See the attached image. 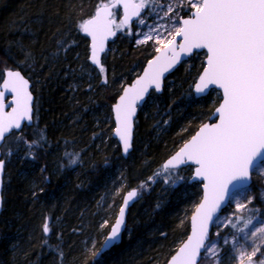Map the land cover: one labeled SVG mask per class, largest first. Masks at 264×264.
I'll return each mask as SVG.
<instances>
[{
  "label": "trees",
  "instance_id": "1",
  "mask_svg": "<svg viewBox=\"0 0 264 264\" xmlns=\"http://www.w3.org/2000/svg\"><path fill=\"white\" fill-rule=\"evenodd\" d=\"M110 1L0 0V83L5 69H19L36 97L34 125L23 128L21 139L8 137L2 150L0 264H165L189 234L200 184L189 182L192 167L170 170L169 177L162 165L210 118L221 95L195 97L204 53L195 54L139 109L125 159L112 137L111 107L156 51L120 33L103 58L104 71L90 64L89 41L78 26ZM261 180L253 173L251 210L226 233L264 219ZM134 188L139 197L122 242L101 253L124 194Z\"/></svg>",
  "mask_w": 264,
  "mask_h": 264
},
{
  "label": "snow or ice",
  "instance_id": "2",
  "mask_svg": "<svg viewBox=\"0 0 264 264\" xmlns=\"http://www.w3.org/2000/svg\"><path fill=\"white\" fill-rule=\"evenodd\" d=\"M151 3L152 0H115L98 4L92 17L83 20L78 26L91 37L90 58L93 63L100 64L99 53L104 51L107 39L115 36L114 29L128 25L132 17H139L141 11ZM185 4L192 10L190 18H180V26L172 29L160 24L153 28L155 36L149 33L141 41L154 39L156 44L161 45L155 49L159 55L149 61L143 77L132 87L124 89L114 106L118 123L115 132L123 142V151L127 153L131 147L136 102L143 99L150 87L161 90L164 73L180 62L182 54L190 56L194 50H206V66L195 85V91L204 93L210 86H217L222 89L223 102L215 109L218 122L203 124L162 166L171 177L173 173L170 169L194 163L197 165L196 177L206 181L203 201L191 217L192 234L171 258L170 264H196L201 248L213 256L218 255V251L211 247V242L205 245L213 215L228 197L230 186L232 190L246 191L253 173L264 175V0H181L176 7ZM118 5H122L124 10V18L119 24L112 18L111 11ZM176 7L168 4L161 19L171 18ZM138 23L144 24L145 21L140 19ZM177 37L182 40L179 44L176 43ZM100 71H104L103 67ZM6 76L3 89L15 94L16 106L11 112L4 113L0 105V147H3L6 137L22 138V122H33V97L28 90L29 81L20 71L7 70ZM32 143L36 142H30V147ZM7 154L10 155V152ZM70 162L75 163V160ZM4 166L5 161L0 158V179ZM176 179L182 178L177 176ZM136 196L135 190L127 193L124 207L120 209L119 218L105 241V247L117 241L124 224L125 208ZM248 203H251L250 199ZM237 207L243 209L246 205L238 204ZM43 232H50L47 222L43 224ZM257 233H264V228L256 229L252 235L255 237ZM259 250L257 245L250 254L241 252L240 264H244L245 255L248 264H253V257ZM261 256L259 264H264V253Z\"/></svg>",
  "mask_w": 264,
  "mask_h": 264
},
{
  "label": "rangeland",
  "instance_id": "3",
  "mask_svg": "<svg viewBox=\"0 0 264 264\" xmlns=\"http://www.w3.org/2000/svg\"><path fill=\"white\" fill-rule=\"evenodd\" d=\"M180 2L181 0H152V3L149 5V7L145 8L144 14L131 27H122L118 29L120 33L131 34L135 38L137 44L150 45L155 50L157 47H161V45L156 44L154 39L146 40L143 43H141V41H144L145 37L149 33L155 36L156 32L153 31V28L159 26L160 24H166L169 29H172L173 27H179V19L184 18L182 13L187 12V14H189L192 11L187 6V4H185L183 7H176V4ZM168 4H172L174 7H176V10L171 14V18L164 17L161 19ZM115 18L119 20V10L116 11ZM140 19H143L145 23H138ZM161 31L163 32V30ZM163 34L167 35V33ZM203 56L205 57V54L202 55V57ZM258 176L261 177V181L264 183V175ZM120 190V185H117L114 195H118ZM261 195L264 201V188H261ZM245 197H247V199ZM251 197L252 196L249 194L248 189L246 191L239 190L233 195L228 209L217 218L213 228L214 238L209 241L211 242V247H214L218 251V255L213 256L205 249L203 254L205 259L203 260L202 264H240V253L244 252L246 254H250L253 251V248L257 245L260 247V250L257 252L256 256L253 257V262L259 264V261L262 258L261 254L264 253L262 251L264 248V233H257L255 237L252 235V233L255 232L256 229L264 228V219L252 221L247 226L241 228L239 232L226 233L227 228L232 225L231 223L233 220L239 218L240 215H243V213L246 211L251 210V208H249L251 203H248L249 199L252 201ZM238 204H245L246 207L243 209H238ZM111 214L109 212V217ZM108 222L109 221L107 219H104L100 228H104ZM105 237L106 235H104V238ZM209 242L207 246L209 245ZM94 245L95 241H91L90 248L94 247ZM225 246L230 247L228 252H223ZM247 263V255H245L244 264Z\"/></svg>",
  "mask_w": 264,
  "mask_h": 264
},
{
  "label": "water",
  "instance_id": "4",
  "mask_svg": "<svg viewBox=\"0 0 264 264\" xmlns=\"http://www.w3.org/2000/svg\"><path fill=\"white\" fill-rule=\"evenodd\" d=\"M112 2H115V0H113ZM109 3H111V2H109ZM116 9H119L120 12H121L120 20H122V19L124 18V10H123L122 5H118L117 7L111 9V11L113 12V17H112V18H113V19L116 21V23L118 24L117 19L114 17V14H115V10H116ZM144 11H145V9H143V10L141 11L139 17H132V19L129 21L128 25H126V26H124V27L128 28V27L132 26V25H133V24H134V23H135V22H136V21H137V20H138L143 14H144ZM94 13H95V12H94ZM190 15H191V13H190ZM190 15L187 16V17H185V18H183V19H188V18H190ZM90 18H91V17H90ZM114 30H115V33H116L115 36H110V37L107 39V41L105 42L104 51L99 53V60H100V64H99V65L93 63L92 60H91V58H90V56H91V37L87 36L86 34H84V33L82 32V34H83V35L89 40V62H90V64H91L94 68H97V69L100 70L101 67H104V65H103V58H104V56L106 55V53H107V51H108L109 44H110V42H112V41L118 36V33H119L118 29H114ZM181 42H182L181 38L177 37V41H176V43L179 44V43H181ZM196 53H204V54H205V53H206V50H205V49H202V50H194L193 54L190 55V56H185V55L182 54L180 62L177 63V64H176L172 69H170L168 72H165V73H164V75H163V77H162V80H161V90H160V91H156L154 87H150L149 90H148V92L145 93L143 99L138 100V101L136 102V104H135L136 111H135L134 116L132 117L131 140H130L131 147L129 148V150H128L127 153H125V152L123 151V142L120 140L119 136H118V135L116 134V132H115L116 127H118V123H117V121L115 120L114 106H115V104H117V103L119 102V97H120L121 95H123V91H124V89H127V88L132 87L138 79H140L141 77H143L144 72H145V71L147 70V68H148V63H149V61L153 60L157 55H159V53L156 52L155 55H154L153 57H151V58L146 62V64H145L143 70L141 71V73H140L138 76H136V77H135L130 83L126 84V85L123 87V89H122L121 92H120V95L117 97L116 101H115L114 104L112 105V107H111V108H112L111 111H112V117H113V121H114V130H113V133H112V137L118 142V144H119V146H120V149H121V154H122V156H123L125 159L128 158V156L130 155V153H131L132 150H133V144H134V132H135V123H136V119H137V116H138V113H139V109H140V108L146 103V101L148 100V98L150 97V95H151L153 92H155V93H157V94H161V93L163 92V89H164L165 80H166L171 74H173V73L176 71L177 68H179V67H180L182 64H184L185 62H187V61H188L192 56H194ZM205 66H206V54H205V58H204V67H205ZM7 70H15V71H20V72H21V75H23V76L25 77V79H27V80L29 81V89H28V90L32 93V97H33V100H32V105H33V122H32V123H29V122H27V121L22 122V129L20 130V132H21V131L23 130L24 127H31V126H33L34 123H35V103H36V97H35V95H34V93H33V91H32V82L29 80V78H28V77H27V76H26L21 70H19V69H5V70L3 71V78H2V81H1V83H0V91L3 92V95L0 96V105L3 106L2 111H3L4 113L11 112L12 108H14V107L16 106V105H15V94L12 93V92H10V91H8V90H4V89H3V80H4V79H7V76H6V71H7ZM202 71H203V69H202ZM202 71H201V73L199 74V76L202 74ZM199 76H198V78H197V80H196V82L194 83V86H193V92H194L195 97H196V98H204V97L208 96V95L210 94V92L213 91V90H217V91H219L220 94H221V100H220L219 104L215 107V109H216V108L219 107L220 104L223 102V100H222V89H219L217 86H210V88H209L208 90H206L204 93H197V92L195 91V85L199 82ZM215 109H214L212 115L210 116V118H209L206 122H204L203 124H206V123L211 124V123H216V122H218V120H217V118H216V112H215ZM203 124H202V125H203ZM202 125H201V126H202ZM201 126H200V127H201ZM200 127L196 130V132H195L193 135H195V134L199 131ZM14 131H16V130H14ZM193 135H192V136H193ZM192 136H191V137H192ZM7 138H8V137H6V139H7ZM190 139H191V138H190ZM186 142H187V141H186ZM186 142H185V143H186ZM182 146H183V145H182ZM182 146H181V147H182ZM179 149H180V148H179ZM179 149H178V150H179ZM178 150H177V151H178ZM177 151H176V152H177ZM176 152H175L173 155H175ZM173 155H171L169 158H167V159L163 162V165H164V164H165V163H166V162H167V161H168ZM0 158H3L2 147H0ZM4 161H5V160H4ZM163 165H162V166H163ZM5 166H6V161H5ZM5 166H4V172H3L2 179H0V217H1V214H2V211H3V207H4L3 190H4ZM188 166H192V167H193V173H192V176H191L189 182H190V183H195V182H199V183H201L202 197H201L199 203L197 204V206H198V205L203 201V197H204V194H205L204 183H206V181L202 180L201 178L196 177V175H195V168L197 167V165H195L194 163H188V164H185V165H180L179 168H185V167H188ZM179 168H177V169H179ZM251 184H252V178H251V181L249 182V186H250ZM249 186H248V187H249ZM133 190H135V191L137 192V196H136L135 198H133L132 200H130V201L128 202L127 207L125 208L124 224H123L122 227H121V230H120V233H119V237H118L117 241H116L115 243H112V245H111L110 247H105V241H106L107 237L110 235L112 227L114 226V224L116 223V221H117L118 218H119V212H120V209H121V207H124V200H125V198L127 197V193H128L129 191H133ZM129 191H127V192L124 194L123 199H122V203H121V205H120V207H119V210H118V212H117V214H116V217H115V219H114V222H113V224L111 225V227H110V229H109V231H108L106 237L104 238V240H103V242H102V244H101V246H100V252H101V253H106L107 251L111 250V249L114 248L116 245H118L119 243H121V242H122V239H123V236H124L125 232L127 231L129 211H130L131 207H132V206L136 203V201L138 200V195H139V191H138L137 188L131 189V190H129ZM237 191H238V190H232V189H231V186H230V192H229L228 197H226L225 200L221 203L219 209H218L217 212L213 215L212 222L209 224L208 237H207V239L205 240V245H207L208 241L211 239V234H212V232H213V225H214L216 219H217V218L223 213V211L228 207V205H229V203H230V200H231L233 194H234L235 192H237ZM197 206H196V207H197ZM196 207L194 208V210H193V212H192V214H191V216H190V219H189L190 230H189V234H188V236H187L186 239H185V240H184V241L178 246V248L176 249V251L171 255V257L168 259V261H167L165 264H170L171 258H172L174 255H176V253L178 252L179 248L182 247L183 244L186 243L187 240H188V238L191 236V234H192V220H191V217H192L193 215H195ZM204 252H205V248H201V249H200V253H199L198 257H197L196 264H199V263L201 262V260H202V256H203ZM247 264H248V263H247ZM253 264H254V263H253Z\"/></svg>",
  "mask_w": 264,
  "mask_h": 264
}]
</instances>
